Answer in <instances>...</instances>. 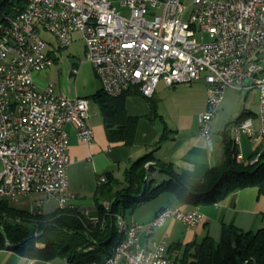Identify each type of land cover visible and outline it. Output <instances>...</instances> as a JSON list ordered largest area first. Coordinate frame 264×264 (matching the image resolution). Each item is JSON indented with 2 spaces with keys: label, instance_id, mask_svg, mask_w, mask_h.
<instances>
[{
  "label": "built area",
  "instance_id": "1",
  "mask_svg": "<svg viewBox=\"0 0 264 264\" xmlns=\"http://www.w3.org/2000/svg\"><path fill=\"white\" fill-rule=\"evenodd\" d=\"M8 3L6 10L2 6ZM0 5V200L11 204L39 194L30 206L37 214L49 200L58 209L70 207L65 125L81 142L94 137L87 98H68L51 83L35 87L34 75L54 61L40 29L59 49L78 33L84 58L110 97L137 91L149 99L159 82L172 87L202 80L206 109L196 120L208 144L224 92L242 94L243 102L256 92L259 128L246 118L227 132L239 162H247L240 152L242 134L252 144L264 140V0H122L119 8L111 0H0ZM101 205L108 213L109 201ZM83 214L92 225H104L103 219ZM168 219L190 229L202 223L203 215L174 205L159 210L146 226L161 227ZM115 224L121 239L103 264H178L165 254L164 238L151 250L136 249L143 225L119 215Z\"/></svg>",
  "mask_w": 264,
  "mask_h": 264
},
{
  "label": "crops",
  "instance_id": "2",
  "mask_svg": "<svg viewBox=\"0 0 264 264\" xmlns=\"http://www.w3.org/2000/svg\"><path fill=\"white\" fill-rule=\"evenodd\" d=\"M76 35L79 36L78 33H74L72 41ZM51 53L53 64L45 72L34 75L35 87L43 89L47 85L39 77L47 76L51 72V67L61 59L60 67H57L55 72L56 78L53 84L55 91L68 98L85 97L89 101L87 124L94 133L92 142L79 141L75 138L71 125H65L69 136L65 151L69 159L67 178L70 199L68 205L82 213L86 212L88 217L98 216L95 190L99 178H105L104 176L109 174L114 179L122 181L128 166L146 153L153 152L156 161L170 165L178 173L200 178L210 168L222 162V131H228L229 127L237 122V118L241 115L243 119L250 118L254 129L259 128L256 92H252L245 102L241 100L237 104L232 121L225 126H222V122L214 121L216 119L214 116L210 144H208L200 137L196 120L206 105V89L203 81L172 87L159 82L151 98L147 99L135 93L128 95L125 100L127 114L138 117L133 144L127 146L111 143L105 137L99 107L90 98L101 89L94 71H89L87 67L84 71L81 65L74 64L69 57L58 59L55 51L51 50ZM74 69H77V75L73 74ZM228 90L232 89L226 91ZM161 136L164 138L158 143ZM257 149L264 153V140L260 144H252L247 134H242L240 147L242 156L247 159ZM149 175L150 178L155 179V184L166 179V175L161 172H152ZM169 196L168 203L164 202L161 206L150 209L144 214H130L127 219H125V212L120 215L127 222H137L143 225L139 232L136 249L151 250L158 240L164 238L166 253L167 250L169 252L166 255L175 261L176 257L181 256L183 246L191 242H200L206 236L215 241L217 237L219 239L224 227L233 226L241 231L251 232L264 228V195L254 187L248 186V188L227 195L216 204L202 207L183 206L177 204L171 194ZM31 197L34 201L41 198V195L34 194ZM100 202L102 203L103 200ZM174 205H180L186 210H198L203 215L202 223L189 229L177 220L168 219L161 227L148 228L146 226L159 210ZM42 206L44 214L52 213L58 208L55 207L56 202L52 200L44 202ZM0 264L69 263L59 257L48 261L28 259L17 255L12 250L2 249L0 250Z\"/></svg>",
  "mask_w": 264,
  "mask_h": 264
},
{
  "label": "trees",
  "instance_id": "3",
  "mask_svg": "<svg viewBox=\"0 0 264 264\" xmlns=\"http://www.w3.org/2000/svg\"><path fill=\"white\" fill-rule=\"evenodd\" d=\"M9 5H0V8L9 10ZM48 54L52 55L51 51ZM135 93L138 92L127 91L121 96L110 97L100 89L90 97L99 107L109 142L133 144L138 117L127 114L125 100ZM221 137L222 162L200 178L174 171L170 165L156 161L153 152L132 162L122 181L109 174L104 176L105 181L98 182L95 190L97 217L104 220V225H92L81 211L72 206L57 208L49 214H37L0 200V250L6 249L8 244L17 255L28 259L48 261L59 257L69 264H103L121 239L115 215L133 211L143 201L169 193L177 204L183 206H210L248 186L264 195V153L257 149L247 157V162H239L235 158L237 148L226 130L222 131ZM163 138L161 136L158 143ZM256 154H259L257 161L250 164L248 161ZM149 162L153 164L146 166ZM152 172L164 173L166 179L155 184V179L149 175ZM101 200H108L111 204L108 213L99 203ZM181 249V256L175 258L178 264H264V228L251 232L227 226L222 228L218 242L206 236L200 242H191ZM165 254H169L168 250Z\"/></svg>",
  "mask_w": 264,
  "mask_h": 264
},
{
  "label": "rangeland",
  "instance_id": "4",
  "mask_svg": "<svg viewBox=\"0 0 264 264\" xmlns=\"http://www.w3.org/2000/svg\"><path fill=\"white\" fill-rule=\"evenodd\" d=\"M111 1H112V4L114 6L119 8L118 2L122 1V0H111ZM39 32H40L39 33L40 37L47 43V47L45 49L46 52H49L51 50L55 51L58 59L69 57V60L71 62H73L74 64H77V65H81L82 70L85 71L86 67H87V68H89V71H91V72L93 71V68H92V65L90 64V62H88L86 60V58H84L85 57L84 45H83L82 41L79 40V36L76 35L72 41V44H70L67 48L59 49L56 42H55V39L53 38V36L51 34L46 33L42 29H40ZM203 40L209 41V37L207 35H204ZM60 60H58L56 62V64L51 67V72H49L47 76L39 77L45 84H49V83L54 84L55 83V78H56L55 72H56V68L60 67L59 66ZM224 94L225 95H223V100L218 107L219 110L217 109V111L214 115V116H216V119L214 121L222 122V124H223L222 126H225L227 123L232 121V119H233L232 116H233V114L237 108V104H239L240 101L243 99V95L238 94L234 90H228ZM205 109H206V106H205ZM217 112H218V114H217ZM210 125H211V127L213 126L212 120H211ZM169 197H170L169 194L162 193L153 199H150L148 201H143L138 206H136L133 211L126 210L124 213L125 219H127L130 216V214H134V213L135 214H138V213L144 214V212L149 211L150 209H154V208L161 206L162 204H164V202L168 203L167 199H169ZM31 198L32 197L29 196L27 198L20 199L18 202H14L13 205L15 207H18V208L30 209V206H32V204H33V201L31 200ZM103 201H105V200H103ZM106 201H108V200H106ZM99 203L101 204V202H99ZM55 207H57V206H55ZM218 240L219 239L217 237V239H215V242H218Z\"/></svg>",
  "mask_w": 264,
  "mask_h": 264
}]
</instances>
